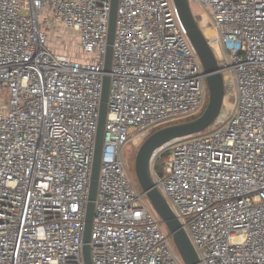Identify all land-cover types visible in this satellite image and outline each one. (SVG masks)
Returning a JSON list of instances; mask_svg holds the SVG:
<instances>
[{"label": "built area", "instance_id": "1", "mask_svg": "<svg viewBox=\"0 0 264 264\" xmlns=\"http://www.w3.org/2000/svg\"><path fill=\"white\" fill-rule=\"evenodd\" d=\"M189 1L210 21L226 100L208 130L153 154L151 176L200 264H264V0ZM110 10L0 0V264H85ZM53 28L77 34L79 59L50 45ZM110 79L92 263L184 264L123 156L208 104L174 0H119Z\"/></svg>", "mask_w": 264, "mask_h": 264}, {"label": "water", "instance_id": "2", "mask_svg": "<svg viewBox=\"0 0 264 264\" xmlns=\"http://www.w3.org/2000/svg\"><path fill=\"white\" fill-rule=\"evenodd\" d=\"M180 20L187 32L188 39L195 50L204 72L207 74L209 100L203 114L196 119L169 125L151 133L141 144L135 159V175L139 187L147 197L155 212L164 223L172 242L184 264H200L199 257L178 218L174 215L166 199L156 188L151 176V159L153 154L169 142L200 134L208 130L219 117L226 100L225 79L216 56L210 47L206 35L195 16L189 0H174ZM119 0H111L109 15L107 53L104 68L100 118L98 124L96 151L93 162L89 202L84 233L83 255L85 264H93L91 259V233L97 199L100 175L101 153L105 136L108 114L110 73L113 64V44L116 31V18Z\"/></svg>", "mask_w": 264, "mask_h": 264}, {"label": "rangeland", "instance_id": "3", "mask_svg": "<svg viewBox=\"0 0 264 264\" xmlns=\"http://www.w3.org/2000/svg\"><path fill=\"white\" fill-rule=\"evenodd\" d=\"M198 22L201 25L202 30L205 32V25L201 24V19L198 18ZM206 25L210 26L209 19L205 21ZM206 33V32H205ZM49 43L54 49L58 52L68 55L72 59H79L80 52H79V40L76 33L73 31H69L63 28H53L50 31V38ZM214 51L218 56V46H214ZM229 102V101H228ZM146 139V138H145ZM144 138L139 139L135 144L131 143L126 146L124 151V162H125V169L128 176L137 182L136 175H135V159L138 153V150L141 144L145 140ZM167 158H161L157 161L156 168L159 172L163 173L164 165ZM138 183V182H137Z\"/></svg>", "mask_w": 264, "mask_h": 264}, {"label": "bare ground", "instance_id": "4", "mask_svg": "<svg viewBox=\"0 0 264 264\" xmlns=\"http://www.w3.org/2000/svg\"><path fill=\"white\" fill-rule=\"evenodd\" d=\"M205 18L203 17V19H201V24H204L205 25V32L207 35L211 36L214 32L212 30V28H210L209 25H206V22H205Z\"/></svg>", "mask_w": 264, "mask_h": 264}, {"label": "trees", "instance_id": "5", "mask_svg": "<svg viewBox=\"0 0 264 264\" xmlns=\"http://www.w3.org/2000/svg\"><path fill=\"white\" fill-rule=\"evenodd\" d=\"M196 118H198V117H196ZM196 118H193V119H196ZM193 119H190V120H193ZM157 130H158V129L154 130L153 132H155V131H157ZM153 132H152V133H153ZM166 158H167V157H166Z\"/></svg>", "mask_w": 264, "mask_h": 264}]
</instances>
